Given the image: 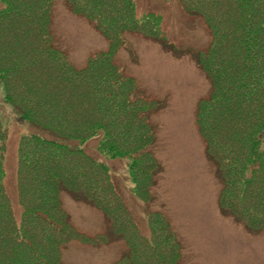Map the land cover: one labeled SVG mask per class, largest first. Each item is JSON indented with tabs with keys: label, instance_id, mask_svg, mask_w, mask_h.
I'll return each mask as SVG.
<instances>
[{
	"label": "trees",
	"instance_id": "trees-1",
	"mask_svg": "<svg viewBox=\"0 0 264 264\" xmlns=\"http://www.w3.org/2000/svg\"><path fill=\"white\" fill-rule=\"evenodd\" d=\"M104 1L69 2L80 14L96 20L101 30L106 26L108 36L115 42L122 40L126 29L144 31L156 39L162 36L158 35L160 16L156 13L138 16L134 0H126L122 6L118 4L132 11L131 19L126 20L116 0H110L115 5L111 12L121 18V24L113 27L112 23L101 21L99 5ZM233 1H241L242 12H245L240 18L244 55L239 80L226 76L220 70L221 63L217 65V51L223 41L214 42L207 52L196 55L211 82L209 94L198 104V122L207 154L216 162L223 182L222 209L251 227H263L264 0H227L230 11L236 7ZM52 3L50 0H0V89L5 105L19 120L36 128L22 134L19 141V191L24 211L18 224L12 208H6L9 202L4 187V163L9 122L0 105V264H16L15 258L7 259V256H14L16 251L20 254L26 245L30 249L27 259L39 257L35 246L23 234L30 223L31 233L48 234L43 238L45 242L50 236L55 237L52 254L61 252V242L79 238L45 232L31 217V208H36V213H42L41 219L49 218L61 224L55 227L59 231L63 229L62 236L69 234L68 219L59 210L58 200L61 190L67 187L78 198L106 212L118 232L125 231L120 219L125 207L110 179L109 165L102 158L129 161L134 191L141 199H149L154 176L160 169L154 152L148 148L153 139V127L147 119L148 100L140 98L135 79L126 75L116 63L118 46L112 41L109 50L90 55L87 64L77 68L55 41L51 29ZM219 4L220 0H195L190 4L196 7L194 12L209 20L214 36L218 33ZM190 5L187 8L190 9ZM230 16L227 14V19ZM222 27L226 37L233 39L232 31L223 23ZM211 56H215L213 61ZM225 95L232 96V103L228 105L249 110L225 111L227 103L218 100H226ZM142 104L144 109H140ZM244 112L246 114L242 115ZM231 128L245 143L238 144L236 151L223 146L224 137ZM93 139L98 140L100 159L86 151ZM245 147L247 153L244 154ZM112 198L116 199V210L112 208ZM52 211L55 216L50 215ZM162 217L151 219L152 229L164 235L161 241L153 232L155 236L151 240L161 250L147 246L145 237L128 230L125 237L130 243V252L115 264H179L180 243L174 233L166 229ZM81 238L91 240L85 235ZM1 242L6 244L5 250ZM11 247L15 249L13 253L8 252ZM38 264L47 262L39 261Z\"/></svg>",
	"mask_w": 264,
	"mask_h": 264
},
{
	"label": "rangeland",
	"instance_id": "rangeland-1",
	"mask_svg": "<svg viewBox=\"0 0 264 264\" xmlns=\"http://www.w3.org/2000/svg\"><path fill=\"white\" fill-rule=\"evenodd\" d=\"M50 1H53L50 14L55 41L77 68L84 67L90 55L109 50L112 41L118 46L116 63L126 75L135 79L140 98L148 100L150 110L147 112L149 116H146L153 127V139L148 148L154 152L160 169L154 176L149 199H141L134 191L129 161L102 158L98 140H91L86 151L91 156L101 157L109 165L110 179L125 207L120 218L125 231L118 232L106 212L78 198L67 187L61 190L58 200L59 210L68 219L69 234L62 236L60 231L63 229L59 231L56 228L61 224L49 218L41 219L42 213H36V208H31V217L45 232L79 238L61 242V252L52 254L55 237L50 236L45 242L43 238L48 234L41 231L31 233L30 223L23 234L35 246L39 257L27 259L30 249L26 245L20 254L17 255L16 251L14 256L8 255L7 259L15 258L16 264H38L39 261L47 264H115L130 252V243L125 237L128 230L137 231L145 237L147 246L161 250L151 240L155 235L161 240L164 235L152 229L151 219L163 216L166 229L173 232L180 243L179 264H264V226L251 227L227 209H222L220 195L223 182L219 178L216 162L207 154L198 122V104L209 94L211 82L195 57L202 51L207 52L206 49L214 42L223 41L217 51V65L221 63L220 70L226 76L239 80L244 55L240 38V18L245 13L242 12V2L233 1L236 7L230 11L227 0H220V12L216 16L218 33L214 36L209 20L201 13L194 12L195 6L191 7L195 0H134L138 16L151 13L160 16L158 35L162 36L156 39L144 31L126 29L130 26L128 24L122 40L115 42L108 36L106 26L101 30L96 20L80 14L77 8L73 9L70 0ZM116 2L117 8H122L123 17L131 19L132 11L118 6H122L126 0ZM187 5H190V9ZM113 7L115 5L110 0H105L99 5V11L101 21L116 27L121 24V18L112 14ZM229 13L231 16L227 19ZM222 23L232 31L233 39L226 37ZM237 27L240 29L237 30ZM210 59L213 61L215 56ZM218 100L227 103L225 111L249 110L247 107L228 105L232 103V96ZM0 105H3L2 114L9 122L4 163V187L9 202L6 208H12L19 224L24 211L19 191V141L22 134L33 132L36 128L19 120L12 109L5 105L1 89ZM140 109H144L143 104ZM241 138L231 128L224 137L223 146L236 151L238 144L245 145ZM243 150L242 153H247L246 147ZM111 201L115 209L116 199L112 198ZM50 215L55 216V212L52 211ZM83 235L91 240L81 238ZM1 245L5 250L6 244L1 242ZM14 250L11 247L8 252L13 253Z\"/></svg>",
	"mask_w": 264,
	"mask_h": 264
}]
</instances>
